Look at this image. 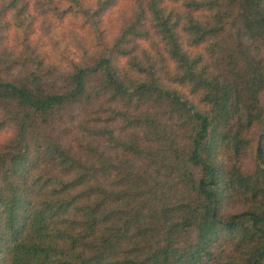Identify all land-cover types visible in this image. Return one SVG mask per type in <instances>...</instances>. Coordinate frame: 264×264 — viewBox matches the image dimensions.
<instances>
[{"label": "clouds", "instance_id": "9594fccd", "mask_svg": "<svg viewBox=\"0 0 264 264\" xmlns=\"http://www.w3.org/2000/svg\"><path fill=\"white\" fill-rule=\"evenodd\" d=\"M234 19L212 0H0V85H11L0 90V160L23 152L30 161L23 194L34 207L44 203L32 193L43 175L60 192L53 199L75 200L70 213H131L148 202L145 214L191 206L220 225L264 213V191L253 199L232 183L264 170L257 121L249 122L264 116V88L239 104L243 127L211 156L194 119L216 115L207 97L229 71L220 37H235ZM253 44L245 37L249 57L264 62V45ZM17 90L33 103H14ZM110 227L85 244L101 246ZM128 235L126 249L139 239L135 227ZM259 243L225 242V264H246Z\"/></svg>", "mask_w": 264, "mask_h": 264}, {"label": "trees", "instance_id": "16d2710c", "mask_svg": "<svg viewBox=\"0 0 264 264\" xmlns=\"http://www.w3.org/2000/svg\"><path fill=\"white\" fill-rule=\"evenodd\" d=\"M212 3L223 7L225 15L235 17L233 27L237 31L235 37L231 33L220 37L223 29L213 31V35L220 37L221 51L227 54L229 71L207 97L215 106L216 115L211 121L200 114L194 117L209 156L218 144L229 139L233 128L243 127L236 119L239 104L246 103L258 89L264 88V62L254 61L244 46L245 37L254 41L256 51L264 45V0H212ZM193 30L199 32L198 27ZM10 87V84L0 85V90ZM13 102L27 106L33 100L28 99L26 91L17 90ZM169 103L182 109L178 100ZM251 120L259 126L260 155L264 158V116L250 115V123ZM231 139L233 143L239 142L237 137ZM29 163L23 152L14 159L0 160V264H225L223 244L227 241L234 242L238 250L260 242L246 264H264V213H245L224 225L191 206L175 211L167 206L162 211L152 207L145 214L148 202L131 213L114 208L102 211L76 208L70 213L75 200L53 199L60 192L49 191L50 181L43 175L37 176L32 184L34 197L44 201L36 208L23 194L27 187L24 169ZM196 171L194 168L193 172ZM214 175L220 176L218 169ZM232 183L242 190L253 191L255 199L264 191V170L254 176L235 175ZM211 211L209 208L208 212ZM81 214H86V221H79ZM175 216H181L182 223H169ZM109 222L112 227L106 230L101 246L85 244L88 234ZM78 227L85 232L75 236ZM133 227L139 239L126 249L123 245L131 239L128 233Z\"/></svg>", "mask_w": 264, "mask_h": 264}, {"label": "rangeland", "instance_id": "374dc122", "mask_svg": "<svg viewBox=\"0 0 264 264\" xmlns=\"http://www.w3.org/2000/svg\"><path fill=\"white\" fill-rule=\"evenodd\" d=\"M258 128H259V126H258Z\"/></svg>", "mask_w": 264, "mask_h": 264}]
</instances>
